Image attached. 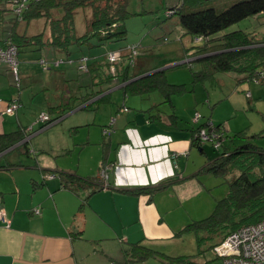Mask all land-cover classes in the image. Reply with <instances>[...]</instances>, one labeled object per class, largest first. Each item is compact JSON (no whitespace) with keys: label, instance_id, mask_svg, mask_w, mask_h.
<instances>
[{"label":"crops","instance_id":"obj_1","mask_svg":"<svg viewBox=\"0 0 264 264\" xmlns=\"http://www.w3.org/2000/svg\"><path fill=\"white\" fill-rule=\"evenodd\" d=\"M35 49L51 50V57L57 62L62 54L65 55L52 47ZM20 66L19 54V75L23 73L21 77L28 83L24 89L29 91L34 72L30 66L22 65L21 69ZM47 66L48 63L44 68ZM157 67L140 62L132 72L147 76L174 66L158 70ZM13 79L9 67L1 65L0 134L26 131V139L16 147L25 143L28 151L24 147L20 150L14 147L0 153V209L10 221L9 225L0 221V264H162L155 258L130 263L125 252L137 244L163 251V245L178 242L188 221L185 211L215 210L218 199L210 196V174L204 176L201 171L219 155L207 153L203 145L202 148L193 147L192 143L194 130L200 126L209 122L215 127H224L223 116L215 119L216 110L223 101L221 96L216 95L212 102L206 91L207 97L201 99L209 107L202 108L201 119L206 120L200 119L198 128L190 129L180 124L174 99L192 92L174 96L172 104H168L159 92L156 93L162 99L152 96L156 93L126 96L124 85L117 84L106 92L111 93L110 102L97 106L94 99L88 103L91 106L84 109L85 105L79 100L84 93L80 81V95L69 96L68 102L65 96L57 102L48 99L50 115L52 108L74 106L68 115L57 116H62L60 122L75 114L70 129L73 136L78 137L69 140L63 148L53 150L36 145V138L49 127L39 119L25 124L28 120H23L25 113L20 112L26 103H33L36 95L28 94V98H24L26 92H21L22 82L21 87L15 85V89ZM172 85H185L190 91L186 84L173 82ZM48 88L43 87L44 91ZM13 101H19L18 111L14 115L5 114L7 105ZM195 102L199 104L197 99ZM163 105L169 106V113L164 111ZM193 109L188 111V118L194 121ZM112 119H115L112 133L105 136L103 131L110 127ZM42 153L45 154L40 155ZM197 154L201 163L194 157ZM175 155L178 158L175 159ZM104 168L108 172L106 182L101 178ZM64 173L83 179L96 178L104 187L92 184L85 189L66 188L63 186ZM203 176L208 178L205 185L199 180ZM161 183H166V188L153 196L122 192ZM203 185L210 189L205 190ZM221 195L225 197L226 191ZM38 209L39 215L36 214Z\"/></svg>","mask_w":264,"mask_h":264},{"label":"trees","instance_id":"obj_2","mask_svg":"<svg viewBox=\"0 0 264 264\" xmlns=\"http://www.w3.org/2000/svg\"><path fill=\"white\" fill-rule=\"evenodd\" d=\"M16 1L0 0V22H3L5 13L10 11L5 5L15 4ZM204 1L207 0H180V4L168 13L170 17H178V23L183 28L185 36H191L196 41L203 42L202 46L185 49L186 58L202 66L200 72L193 73V83L205 84L220 73L238 75L241 77L240 80L249 82L259 77L261 73L264 74V38H258L241 30L221 34L234 24L264 13V0L240 1L224 11L213 7L200 8ZM128 5L129 0H27V8L22 13V20H19L17 16L11 19V30L7 36L0 39V47L14 45L19 50V54L24 48L41 50L52 47L66 52L69 57L70 47L90 45L92 39H97L100 44L107 41H121L126 39L128 34L126 22L131 16ZM85 8L91 9L92 16L86 34L78 36L75 15L78 10ZM59 9H62L63 15L58 18L53 15V12ZM40 19H45L46 31L32 36L19 33L21 23L30 24ZM88 59L90 61V58ZM131 59L128 51H121L120 60L114 64L115 72H112V64L107 58L104 62L96 61L92 64L88 61V70L86 72L80 70L90 76L89 84H83V88L90 91H86L79 98L81 105H85L84 109H88L91 106L88 103L94 99L96 100L93 103L97 106L110 102L111 93L106 94V92L117 84L124 85L122 89L126 96H145L159 92L164 97V103L168 104H172L174 96H182L190 92L185 85L170 84L166 70L156 71L147 76H142L143 74L140 73L134 74L133 65L126 62V60L131 62ZM73 109V105H63L50 110L51 114L62 115L72 112ZM60 115L57 119H51L49 126L58 123L62 117ZM45 125L48 127L47 124ZM214 128L221 130L223 125ZM204 129L211 132L212 127L209 122L194 130L193 147L202 146L203 142L199 134ZM26 137V131L0 134V153L13 149ZM23 147L28 151L25 143L16 147V150ZM201 172L230 178L227 182L228 191L225 197L218 201L209 218L188 225L180 234L190 230H194L196 234L205 233L206 236L198 237L199 243L205 238L214 237L217 239L212 246L214 250L232 233L243 227L256 225L263 220L264 150L253 144H246L228 151L223 145L219 156ZM62 178L63 186L72 190L85 189L92 184L100 188L104 187L103 183L96 178L83 179L69 173H64ZM166 186V183H161L150 188L122 192L137 196H153L156 192L164 190ZM125 253L130 263L155 258L162 264H199L192 257H171L140 244L132 245L131 249Z\"/></svg>","mask_w":264,"mask_h":264},{"label":"rangeland","instance_id":"obj_3","mask_svg":"<svg viewBox=\"0 0 264 264\" xmlns=\"http://www.w3.org/2000/svg\"><path fill=\"white\" fill-rule=\"evenodd\" d=\"M244 0H207L200 5V8H216L219 11H224L233 4ZM180 4V0H129L128 11L131 14L126 22L128 31L127 37L121 41H107L99 43L97 39H92L90 45L72 46L70 47L71 55L65 52L62 54V59L65 63L57 67V59L51 57V50H44L42 52L34 48H24L20 53V69L22 65L30 66L34 72V77L30 81L29 91L24 89L28 83L24 82L22 78V91L26 92L24 98H28V94H35L33 103H26L25 107L21 110L20 114L25 113V124L30 125L39 119L41 113H46L51 119H57L56 114L48 113V99L52 102H57L60 97L65 96L66 102L69 96L80 95L78 92L80 81L88 85L90 76L80 71L79 65L81 58H90L92 60L105 61V56L108 53H116L118 57L121 56V51L128 49L130 46L137 45L138 56L135 59V66L138 63H147L151 66H158V69H163L175 65L166 70L167 77L170 83L186 84L190 88V94L183 97L175 98L177 105V116L181 118L180 124L190 129L198 128L199 124L188 118V111L194 108L193 113H204L202 108L207 104L201 101L202 98L207 97L210 93L212 102H214L216 95L221 96V104L216 110L215 119L219 116L224 118L222 124L226 137L224 142L228 150L233 151L236 147L253 144L260 149L264 150V84H255L254 82L240 80L241 77L234 74H217L213 76L205 84L192 83L194 82L193 73H198L202 70V66L197 62L190 61L186 58V47L202 46L203 42L196 41L191 36H185L184 30L178 23L177 16H169L168 13ZM6 8L10 9L5 13L3 22H0V39L7 36L11 30L12 21L15 19V5L6 4ZM55 17L63 15L62 9L53 12ZM92 12L90 8L80 9L75 15V27L78 36L86 34L88 25L91 20ZM244 31L251 35H256L258 38H264V13L256 17L247 18L237 24L232 25L221 34H227L235 31ZM46 31L45 19L32 21L30 24L21 23L19 25V33L27 34L29 36L37 35ZM183 32V33H182ZM68 59L70 61L66 62ZM41 60L48 63L47 68L41 65ZM127 64L131 63L126 60ZM48 69V70H47ZM52 81V82H50ZM67 81L66 84H64ZM50 83V84H49ZM16 82L13 79V87L16 89ZM66 86V89L64 87ZM194 86V87H193ZM43 87L48 88L44 91ZM84 89V88H83ZM33 93H32V91ZM25 91V92H24ZM85 91H90L84 89ZM82 93V94H84ZM250 93V96L248 94ZM253 94V96H251ZM162 97L156 93L152 96ZM156 96V97H157ZM118 95L115 96V98ZM196 99L198 105H196ZM57 104V103H56ZM118 105V104H117ZM214 106V105H212ZM165 112H170L167 105H163ZM209 108V107H208ZM206 109V108H205ZM212 113V107L209 109ZM70 112H67L68 115ZM84 113V112H79ZM65 114V115H66ZM14 115V114H13ZM75 114L61 120L56 124L48 126L36 141V145L43 147L48 146L53 150L63 148L69 144V140H77V136H73L70 122L75 119ZM202 115V114H201ZM206 120V119H201ZM38 127L35 128V131ZM33 134V132H31ZM81 140V138H80ZM35 145V146H36ZM203 149H207L212 155H219L220 151L213 148L209 142H203ZM211 150V151H210ZM194 148V153H197ZM42 153L40 155H43ZM195 159L201 163L198 154L194 156ZM69 159V158H61ZM208 186H211V197L214 196L218 200L215 201L214 207L216 208L217 202L223 197V192L228 190V180L230 178L216 176L213 173L206 172L203 175H209ZM201 177L199 180L202 184H206V177ZM228 178V179H227ZM203 187L210 189L207 185ZM209 193V192H208ZM202 199V198H201ZM211 201V200H210ZM198 202V201H197ZM214 211H185L187 214V223L183 228L195 222L203 221L209 218ZM206 236L205 233L196 234L194 230L181 233L178 242L174 244L163 245V251H158L172 256L176 254L177 257H192L199 264H224L223 259L218 258L212 246L216 243V238H205L202 242H198V237Z\"/></svg>","mask_w":264,"mask_h":264},{"label":"built area","instance_id":"obj_4","mask_svg":"<svg viewBox=\"0 0 264 264\" xmlns=\"http://www.w3.org/2000/svg\"><path fill=\"white\" fill-rule=\"evenodd\" d=\"M14 5L16 16L19 17V20H22V13L27 8V0H17ZM126 51L131 54V65H134L135 59L138 56L137 45L130 46ZM106 58L112 64V72H115L114 64L120 60V57H118L116 53H108ZM88 61V58L81 59L79 68L82 72L88 70ZM63 62L64 61H59L56 65L59 66ZM40 63L43 67L47 64L45 60H41ZM3 64L9 67L14 76L16 86L19 88L21 86V78L19 75V50L16 46L8 45L6 48L0 47V66ZM252 82L255 84H262L264 82V74L261 73L260 76L255 78ZM248 96H250V93ZM19 107V103L13 101L7 105L5 114L13 115L18 111ZM201 118V114L196 113L194 121L198 123ZM39 122L49 126L48 123L51 122V118L48 114L43 113L40 115ZM114 122L115 119H112L110 127L104 129L103 134L105 136L111 135ZM209 125L211 124L209 123ZM211 127V132L207 129L202 130L199 134V138L202 142L211 143L215 150L220 151L224 145L225 133L222 131V128L221 130H215L214 125H211ZM176 158H178L177 155H175V159ZM101 178L105 182L108 180L106 168L101 171ZM36 214H40L39 209L36 211ZM0 221L7 225L10 224V221L7 219L2 209H0ZM214 252L218 258L223 259L224 264H264V218L256 225L243 227L237 232L232 233L221 244L215 247Z\"/></svg>","mask_w":264,"mask_h":264},{"label":"water","instance_id":"obj_5","mask_svg":"<svg viewBox=\"0 0 264 264\" xmlns=\"http://www.w3.org/2000/svg\"><path fill=\"white\" fill-rule=\"evenodd\" d=\"M173 66H175V65H173ZM146 76V75H145Z\"/></svg>","mask_w":264,"mask_h":264}]
</instances>
